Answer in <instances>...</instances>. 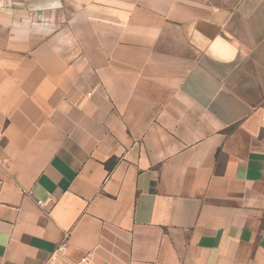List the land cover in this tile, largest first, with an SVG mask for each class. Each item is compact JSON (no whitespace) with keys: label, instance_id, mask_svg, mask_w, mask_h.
Returning <instances> with one entry per match:
<instances>
[{"label":"crops","instance_id":"obj_1","mask_svg":"<svg viewBox=\"0 0 264 264\" xmlns=\"http://www.w3.org/2000/svg\"><path fill=\"white\" fill-rule=\"evenodd\" d=\"M0 264H264V0H0Z\"/></svg>","mask_w":264,"mask_h":264},{"label":"built area","instance_id":"obj_2","mask_svg":"<svg viewBox=\"0 0 264 264\" xmlns=\"http://www.w3.org/2000/svg\"><path fill=\"white\" fill-rule=\"evenodd\" d=\"M37 203L38 204H42V201L41 200H37ZM64 246V245H63ZM62 246V247H63ZM82 261H84V262H89L90 261V259L88 258V257H84V258H82Z\"/></svg>","mask_w":264,"mask_h":264},{"label":"trees","instance_id":"obj_3","mask_svg":"<svg viewBox=\"0 0 264 264\" xmlns=\"http://www.w3.org/2000/svg\"><path fill=\"white\" fill-rule=\"evenodd\" d=\"M108 166H109V168H110V167H111V164L109 163Z\"/></svg>","mask_w":264,"mask_h":264}]
</instances>
